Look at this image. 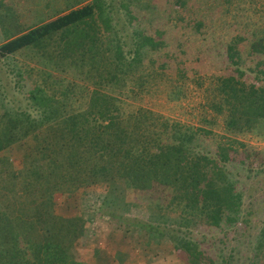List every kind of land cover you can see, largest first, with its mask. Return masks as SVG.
<instances>
[{
    "label": "rangeland",
    "instance_id": "1",
    "mask_svg": "<svg viewBox=\"0 0 264 264\" xmlns=\"http://www.w3.org/2000/svg\"><path fill=\"white\" fill-rule=\"evenodd\" d=\"M93 2L0 0V47ZM101 2L109 9L111 23L106 30L98 18L96 24L90 22L94 28L91 31L99 38L97 44L106 51V59L95 68L78 53L72 56L70 49L64 53L60 35L15 54L0 55V129H18L16 142L6 147L0 158L21 172L19 180L44 168L42 178L49 185L40 186L44 194L40 198H51L53 203L48 209L56 217L81 223V235L72 246L78 263L193 264L175 250L173 238L182 230V236L213 244L214 251L224 252L226 264L230 254L236 256L233 264H264V159L252 168L235 162L226 164L232 180L243 189L241 215L250 219L248 231L239 226L226 236L181 229V211L176 207L149 204L144 198L132 201L120 175L106 179L103 174L95 177L91 173L96 163L89 161L90 153L84 146L85 159L79 171L69 166L68 156L60 151L58 155L66 164L48 167L56 156L52 145L65 131L63 118L78 113L91 115L89 103L95 91L116 99L120 111L115 114L129 131L157 134L162 132L164 122H169L191 132L201 130L198 134L203 145H232L240 153L244 151L249 160L257 154L264 155V123L255 132L226 131L224 115L212 107L214 89L210 80L218 62L216 55L228 50L230 40L243 38L239 47L244 50L243 58L264 62V0H188L182 22L174 0ZM190 20H195L196 25L188 24ZM161 29L168 35L160 51L144 55L143 62L129 75L128 69L125 74L113 69L117 46H122L127 62L135 58L139 31L156 34ZM254 44H258L259 52L253 49ZM183 65L195 72L189 71V77L182 81L168 73L163 78L157 72L162 66L182 69ZM14 121L18 122L17 128ZM197 146L200 148V143ZM100 161L103 165L104 161ZM258 245L263 246L261 255L253 250Z\"/></svg>",
    "mask_w": 264,
    "mask_h": 264
},
{
    "label": "trees",
    "instance_id": "2",
    "mask_svg": "<svg viewBox=\"0 0 264 264\" xmlns=\"http://www.w3.org/2000/svg\"><path fill=\"white\" fill-rule=\"evenodd\" d=\"M174 3L182 22L188 0H174ZM108 10L101 0H95L7 41L0 47V55H12L60 35L64 53L70 49L72 56L78 53L83 60L91 61L93 67L99 65L106 59V51L97 44L99 38L91 31L90 28H94L90 22L96 24L98 18L108 30L111 23ZM125 10L130 13L129 6ZM188 24L196 25L195 20ZM166 35L164 29L156 34L139 31L135 38V58L126 62L119 45L115 48L113 69L124 74L128 69L126 75H129L143 62L144 55L162 49ZM243 41L236 38L227 43L228 50L216 55L218 62L210 76L214 89L212 107L216 113L224 115L226 131L234 134L255 132L264 123V62L244 59V50L239 49ZM257 45L254 44L253 49L259 52ZM179 70H183V74ZM189 71L195 72L184 65L182 69L162 66L157 70L163 78L168 73L181 81L189 77ZM111 75L116 77L114 73ZM89 110V116L78 113L63 118L65 131L59 142L52 145L56 156H52L49 169L61 168L68 161L75 172L79 171L85 159L84 146L90 153L89 161L96 163L95 170L91 171L95 177L103 174L106 179H116L120 175L125 179L132 201L144 198L149 204L176 207L181 211V229L224 236L239 226L244 232L249 230L250 219L241 215L243 189L232 180L226 164L235 162L252 168L259 166L264 155L257 154L249 160L244 151L240 153V149L232 145L222 142L213 148L203 145L198 134L201 130L191 132L169 122H164L165 127L162 125V132L157 134L129 131L122 118L115 114L120 111L116 99L98 91L91 97ZM12 123L18 127V122ZM16 131L0 129V153L16 142ZM59 151L68 156L66 161L61 160ZM100 160L104 161L103 165ZM42 169L36 170L39 174L35 172L19 180L23 176L21 172L17 173L11 162L0 158V264H81L75 261L72 252V246L81 235V223L77 219L56 217L48 209L53 203L51 198H40L44 195L40 186L49 185L42 178L45 173ZM181 231H177L173 242L176 253L187 262L227 263V256L220 249L214 251L213 244L193 241L182 236ZM262 249L263 246L258 245L253 250L261 255ZM229 257V264H233L236 256L230 254Z\"/></svg>",
    "mask_w": 264,
    "mask_h": 264
}]
</instances>
